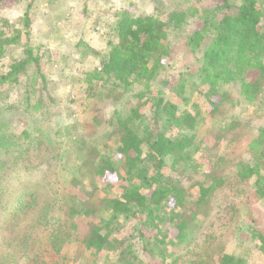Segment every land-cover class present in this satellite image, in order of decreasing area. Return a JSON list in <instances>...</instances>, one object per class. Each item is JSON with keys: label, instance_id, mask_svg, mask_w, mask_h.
<instances>
[{"label": "trees", "instance_id": "16d2710c", "mask_svg": "<svg viewBox=\"0 0 264 264\" xmlns=\"http://www.w3.org/2000/svg\"><path fill=\"white\" fill-rule=\"evenodd\" d=\"M260 4L261 0H221L201 9H171L166 22L156 14L118 11L100 64L80 80L92 101L85 124L74 122L46 138L35 119L22 129L20 142L5 133L6 125H0V196L11 171L32 150L59 158L64 179L62 188H56L42 204L38 193L29 188L12 190L6 198L14 211L9 214L10 224L0 231L2 240H17L10 229L18 224L11 221L24 223L21 239L16 241L19 250L13 252L16 258L26 264H65L64 246L75 242L91 252L92 264L98 260L102 264H241L242 257L215 251L221 235L234 234L238 240L240 231H246V238L264 255V232L252 223L238 222L246 213L240 204H249L250 196L264 201V126L253 129L247 156L228 161L219 154V146L239 141L240 129L247 126L230 120L213 134L210 145L195 134L204 112L220 116L221 108L232 101L229 88H237L254 113L264 109ZM19 20L20 29L0 26V57L22 36L28 40L29 6ZM168 36H185L187 52L196 55L198 67L184 66L163 85L174 81L175 92H197L204 109L193 104L189 111L187 103L180 106L164 90L151 89L161 66L159 48ZM43 57L24 43L22 56L0 73V85L18 84L32 69V79L45 89ZM137 85L141 88L134 90ZM30 91L27 87L23 98L26 110L32 107ZM41 100L38 96L34 106ZM104 102L113 106L105 122V140L96 136L103 128L97 113ZM59 136L68 139L66 150L55 140ZM111 144L115 150L110 151ZM195 153H200L203 164L192 160ZM221 162H228L230 178L222 172L226 169ZM102 212L108 217L102 218ZM4 259L16 261L7 251Z\"/></svg>", "mask_w": 264, "mask_h": 264}, {"label": "rangeland", "instance_id": "374dc122", "mask_svg": "<svg viewBox=\"0 0 264 264\" xmlns=\"http://www.w3.org/2000/svg\"><path fill=\"white\" fill-rule=\"evenodd\" d=\"M220 3L221 0H0V26H3L4 29H6L4 24L9 27L12 25L19 29L22 28L19 19L24 15L28 6L30 18L28 40L22 36L19 44L5 50L3 56L0 57V73L7 72V67L22 56L23 44L27 43L35 53L44 56L41 65L46 77L45 89L37 84L34 78L32 79V69H27L26 76L29 83L26 84L25 76L19 80L18 84L0 85V125H6L7 127L3 128L5 133L8 136L11 135L13 141L20 142L22 129L30 126L35 119L38 120L37 126L43 129L46 138L52 137L51 131L70 126L74 122L85 124L92 101L86 98L85 87L80 80L86 71L92 70L100 64V58L105 54L106 41L112 33L116 12L156 14L163 22H166L168 10L185 9L188 6L201 9ZM260 5L264 11V0H261ZM184 37L168 36L166 43L160 46L161 66L151 82V89L154 91L164 90L165 95L172 96L171 100L175 103L181 104L180 106L187 103L186 108L193 111V104L201 106L202 103L197 92L194 93L191 89H187L184 94L175 92L171 88L174 81L168 87L163 85L168 76L173 77L183 71L184 66H189L191 69L198 67L194 61L196 55L187 52ZM27 87L32 94L30 103L32 107L29 106L28 110L25 109L23 101ZM140 88L137 85L134 90ZM229 93L232 101L221 108L220 116L210 117L204 112L205 117L202 114L195 129L197 140L202 141L204 145H210L213 142V134L224 128L230 120L236 119L241 123V126H247L248 129H240L242 138L239 141L224 142L219 146V154L225 157V161L233 157L247 156V143L254 134L253 129L264 126V109L254 113L237 88H229ZM38 96L42 98V103L34 106ZM51 100L53 101L51 102ZM8 105L12 107H8ZM201 107L204 109L203 106ZM201 107L200 110L203 111ZM99 108L97 118L103 124V128L100 127L101 132L96 136L105 140L108 131L105 122L112 112L113 106L104 102ZM55 140H58L62 149L66 150L68 139L59 136ZM111 150H115L113 144H111ZM24 155L20 159L22 162L18 168L11 171L12 174L7 177L8 185L0 196V199L3 198V202H0V231L8 225L11 217L9 214L12 210L14 211V207L9 206L10 200L5 203L12 190L21 189L23 191L29 188L38 193L39 202L41 201L42 204V201L54 195L56 188L61 189L63 186L64 179L63 173L59 169V158L54 159L53 154L49 152L46 155L42 150H32L28 156ZM199 155L200 153H195L192 160L201 161L202 163H200L203 164V159ZM108 157L110 160L113 159L110 153ZM226 165L228 162L223 164V168L225 167L226 170L222 172L227 175L226 178H230L232 170L227 169ZM102 181L105 179H101ZM97 182L101 183L98 179ZM240 198L242 199V197ZM240 206L246 213L239 216V224L252 223L264 232V201L256 200L250 196L249 204L244 206L240 204ZM215 213L216 210L213 208L209 212V217L213 219ZM56 214L58 215L59 211H56ZM101 216L102 218L108 217L106 212H102ZM252 220L253 222H251ZM14 223L18 225H14L10 229V235H17V240L4 242L2 240L4 237L0 236V264L5 262L3 258L6 251L16 261L13 263L6 260L5 264L27 263L24 259L16 258L18 255L13 254L16 249L19 250L16 241L19 242L21 239L23 229L21 225L24 224L21 220L11 221V224ZM233 225H237V223L234 222ZM240 232L238 240L234 239V234L221 235L223 233H220L222 237L220 242L215 245V251L222 250L237 258L242 257L241 264H264V255L254 248L252 242L246 238L247 232ZM7 240L9 239L7 238ZM35 246L36 243H34ZM63 253L67 257L66 261H63L65 264L93 263L91 252L85 250L78 243H68L64 246ZM140 256L141 258L145 257L142 254ZM47 258L50 259L49 256ZM56 259L57 257L53 258V260ZM94 264H102V262L98 260Z\"/></svg>", "mask_w": 264, "mask_h": 264}]
</instances>
